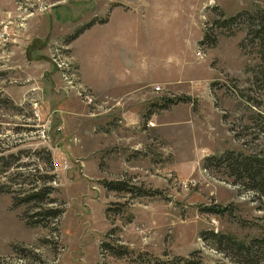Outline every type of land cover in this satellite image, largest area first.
Segmentation results:
<instances>
[{"label":"rangeland","instance_id":"374dc122","mask_svg":"<svg viewBox=\"0 0 264 264\" xmlns=\"http://www.w3.org/2000/svg\"><path fill=\"white\" fill-rule=\"evenodd\" d=\"M263 2L0 0V155L17 157L0 177L16 189L0 193V260H37L13 251L23 245L43 264H137L103 241L197 264L238 260L202 232L264 230V193L216 159L264 155V101L243 19L220 23ZM117 79L130 94L117 97ZM139 82L150 83L133 93ZM183 94L191 100L159 106ZM38 174L54 176L43 205L61 212L31 224L39 203H14L12 193ZM102 179L155 191L112 190Z\"/></svg>","mask_w":264,"mask_h":264},{"label":"trees","instance_id":"16d2710c","mask_svg":"<svg viewBox=\"0 0 264 264\" xmlns=\"http://www.w3.org/2000/svg\"><path fill=\"white\" fill-rule=\"evenodd\" d=\"M242 18L245 23V44L250 45L252 51L257 56V62L255 66L251 69L252 81L257 84V86L263 89L264 101V2L263 4H257L249 9L241 10L235 14L229 15L223 18L220 24L227 23L230 24L237 18ZM105 18H100L97 21L102 22ZM94 22L89 20L77 28L67 36L64 41L76 37L80 32H82L86 27ZM204 38L207 34L204 33ZM202 37V38H203ZM214 37L211 38L209 44H213ZM211 44V45H212ZM178 100L190 101L191 97L187 94L183 95H173L171 97L161 96V102L159 106L166 107L169 104L175 103ZM257 104L258 100H254ZM10 157V158H9ZM9 157H4L0 155V177L5 176V171L14 163L17 159L15 155H9ZM225 159V165L227 169H231L236 176L241 180L242 183L246 184L247 188L252 189L256 192L264 193V155H252V154H241L240 152H235L227 150L221 156H216V159ZM46 161L50 163L49 157L47 155ZM54 176L38 174L37 177L32 180L26 188H24L21 195L16 196L12 193V199L15 202L29 203L37 202L38 210H35L33 214H30L28 221L31 224L34 223H45L48 218H54L59 215L61 208L54 204L43 205L44 202H48L50 199L49 193L53 189V186L48 182ZM26 183L24 180H19L18 183ZM15 183V182H14ZM101 183L104 187L112 190H125L133 191L136 194H152L155 190L152 188H144L142 186L129 185L120 179H102ZM16 189L11 186V183H7L4 179L0 178V193L3 192H14ZM40 205H43L40 206ZM202 237H210L216 250L222 251L221 249H230L237 256L238 260H232V264L237 262L242 264H264V230L261 234L251 236L248 239L238 238L233 233L207 230L204 234L202 232ZM101 246L106 248L110 254L116 256H128L130 260L136 262L137 264H197L199 262V256L192 257L184 255H173L170 259H162L156 255L147 252L137 251L136 253L132 248L128 247L124 243L111 244L108 241H103ZM13 251L21 255H29L30 257H35L37 260L31 261H19V262H8L6 260H0V264H43V261L36 253L33 248H29L23 245H14ZM147 254V259L141 257V254ZM23 257V256H22ZM241 260V261H239ZM225 264V263H220ZM235 264V263H234Z\"/></svg>","mask_w":264,"mask_h":264},{"label":"crops","instance_id":"0c3cea01","mask_svg":"<svg viewBox=\"0 0 264 264\" xmlns=\"http://www.w3.org/2000/svg\"><path fill=\"white\" fill-rule=\"evenodd\" d=\"M149 83H150V82H144V83L139 82V83L137 84V87H135L136 90H134L133 93H134L135 91H137V90L142 89V88L145 87V86H148ZM110 85H111L112 87H117L118 90H120V92H118L117 97H120L122 94H126V95H127V94H130L131 90L134 88V86H131V85L129 84L128 81L121 80V79H117L116 82H113V83L110 84ZM107 87H108V86H107ZM99 90H101V91L104 90V91H105L106 89L103 88V87H100ZM104 91H103V92H104ZM143 91H144V90H143ZM141 93H143V92H141Z\"/></svg>","mask_w":264,"mask_h":264}]
</instances>
